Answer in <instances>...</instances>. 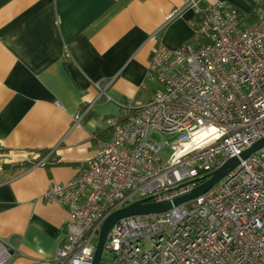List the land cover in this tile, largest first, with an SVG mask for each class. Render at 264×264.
Here are the masks:
<instances>
[{"label":"built area","instance_id":"1","mask_svg":"<svg viewBox=\"0 0 264 264\" xmlns=\"http://www.w3.org/2000/svg\"><path fill=\"white\" fill-rule=\"evenodd\" d=\"M182 2L202 43L158 45L147 70L151 100L124 120L107 119L110 139L80 176L47 188L42 199L65 207L70 221L46 264H93L109 215L183 195L264 139V2L249 22L227 2ZM14 253L0 239V264ZM103 253L111 264H264V149L192 201L118 220Z\"/></svg>","mask_w":264,"mask_h":264},{"label":"crops","instance_id":"2","mask_svg":"<svg viewBox=\"0 0 264 264\" xmlns=\"http://www.w3.org/2000/svg\"><path fill=\"white\" fill-rule=\"evenodd\" d=\"M217 1L248 22L264 2L199 5ZM196 27L182 0H0V239L15 249L9 264L54 257L70 215L45 191L80 176L110 139L107 119L151 100L154 50L200 45Z\"/></svg>","mask_w":264,"mask_h":264},{"label":"water","instance_id":"3","mask_svg":"<svg viewBox=\"0 0 264 264\" xmlns=\"http://www.w3.org/2000/svg\"><path fill=\"white\" fill-rule=\"evenodd\" d=\"M264 149V139L259 140L250 148L242 152L239 157H234L224 163L219 169L213 171L206 177L197 180L195 185L187 193L174 197L167 201L151 202L150 199H143L136 201L120 210L115 211L109 215L99 233L97 238L93 264H100L103 254V247L110 228L120 219L132 216L147 217L167 212L181 204L194 200L195 198L205 194L211 190L218 182H220L227 174L234 170L240 161L246 160L254 156L257 152Z\"/></svg>","mask_w":264,"mask_h":264},{"label":"rangeland","instance_id":"4","mask_svg":"<svg viewBox=\"0 0 264 264\" xmlns=\"http://www.w3.org/2000/svg\"><path fill=\"white\" fill-rule=\"evenodd\" d=\"M172 153L173 152L170 148H165L162 154L164 158H169L172 156ZM100 264H111V257L108 254L103 253Z\"/></svg>","mask_w":264,"mask_h":264},{"label":"trees","instance_id":"5","mask_svg":"<svg viewBox=\"0 0 264 264\" xmlns=\"http://www.w3.org/2000/svg\"><path fill=\"white\" fill-rule=\"evenodd\" d=\"M254 18H255V13H254V14L251 16V18H249L248 20H249V21H253Z\"/></svg>","mask_w":264,"mask_h":264}]
</instances>
